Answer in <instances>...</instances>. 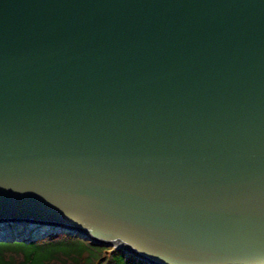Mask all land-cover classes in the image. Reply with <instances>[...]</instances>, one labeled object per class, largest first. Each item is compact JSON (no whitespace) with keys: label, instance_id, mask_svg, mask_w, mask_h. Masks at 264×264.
<instances>
[{"label":"water","instance_id":"95a60500","mask_svg":"<svg viewBox=\"0 0 264 264\" xmlns=\"http://www.w3.org/2000/svg\"><path fill=\"white\" fill-rule=\"evenodd\" d=\"M3 222L264 264V0H0Z\"/></svg>","mask_w":264,"mask_h":264},{"label":"trees","instance_id":"16d2710c","mask_svg":"<svg viewBox=\"0 0 264 264\" xmlns=\"http://www.w3.org/2000/svg\"><path fill=\"white\" fill-rule=\"evenodd\" d=\"M109 252L107 264H137L133 257L124 258L120 249L91 243L67 233H52L25 241L0 240V264H93L100 252Z\"/></svg>","mask_w":264,"mask_h":264},{"label":"rangeland","instance_id":"374dc122","mask_svg":"<svg viewBox=\"0 0 264 264\" xmlns=\"http://www.w3.org/2000/svg\"><path fill=\"white\" fill-rule=\"evenodd\" d=\"M17 235H20L19 232L17 233ZM105 246L108 247V245H105ZM109 255H110L109 252L106 249H103L100 252V257L97 260H95V262L93 264H107V261H108L107 259H108ZM125 257H124L125 259H128L131 256H125ZM134 260L137 261V259H134ZM137 264H146V263L143 261L142 262L140 261V262H137Z\"/></svg>","mask_w":264,"mask_h":264},{"label":"bare ground","instance_id":"6f19581e","mask_svg":"<svg viewBox=\"0 0 264 264\" xmlns=\"http://www.w3.org/2000/svg\"><path fill=\"white\" fill-rule=\"evenodd\" d=\"M12 231H14V234H17L18 232H20L19 229L14 228V224L11 222H3L0 224V232L2 233H11Z\"/></svg>","mask_w":264,"mask_h":264}]
</instances>
